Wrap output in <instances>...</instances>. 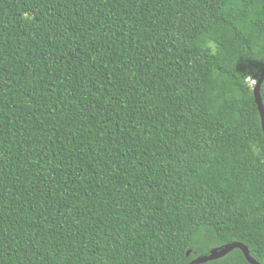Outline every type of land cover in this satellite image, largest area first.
<instances>
[{
  "label": "trees",
  "instance_id": "obj_1",
  "mask_svg": "<svg viewBox=\"0 0 264 264\" xmlns=\"http://www.w3.org/2000/svg\"><path fill=\"white\" fill-rule=\"evenodd\" d=\"M263 68L264 0H0V264H263Z\"/></svg>",
  "mask_w": 264,
  "mask_h": 264
},
{
  "label": "water",
  "instance_id": "obj_2",
  "mask_svg": "<svg viewBox=\"0 0 264 264\" xmlns=\"http://www.w3.org/2000/svg\"><path fill=\"white\" fill-rule=\"evenodd\" d=\"M263 81H264V68L262 69L260 76L252 89L254 103L257 107V111L260 118V125L264 137V104L260 97V86ZM233 250H239L248 264H259L250 257L248 249L240 243H233L230 245L223 246L221 248L213 249L209 252L208 256L196 258L193 261H191L189 264H204L207 262L218 260L225 257L228 253H230ZM188 255L189 252L186 253V256Z\"/></svg>",
  "mask_w": 264,
  "mask_h": 264
},
{
  "label": "clouds",
  "instance_id": "obj_3",
  "mask_svg": "<svg viewBox=\"0 0 264 264\" xmlns=\"http://www.w3.org/2000/svg\"><path fill=\"white\" fill-rule=\"evenodd\" d=\"M255 84V83H254Z\"/></svg>",
  "mask_w": 264,
  "mask_h": 264
}]
</instances>
